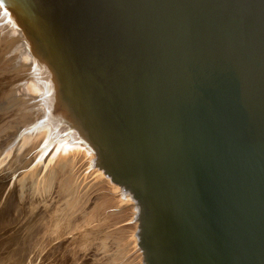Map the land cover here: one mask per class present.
<instances>
[{"label":"water","instance_id":"obj_1","mask_svg":"<svg viewBox=\"0 0 264 264\" xmlns=\"http://www.w3.org/2000/svg\"><path fill=\"white\" fill-rule=\"evenodd\" d=\"M0 6L138 204L143 264H264V0Z\"/></svg>","mask_w":264,"mask_h":264},{"label":"bare ground","instance_id":"obj_2","mask_svg":"<svg viewBox=\"0 0 264 264\" xmlns=\"http://www.w3.org/2000/svg\"><path fill=\"white\" fill-rule=\"evenodd\" d=\"M50 84L49 78L42 72L21 30L0 6V136H3L0 138V158H3L2 160L10 158V162L20 166L25 171L22 180L27 185H32L34 182L33 191L41 196L48 194L54 184L58 186L66 197L64 199L68 208L67 214L71 212L70 208L72 210L75 208L74 199L72 201L69 197L76 185L86 187L88 190L92 187H100L96 200L94 197L90 201V198L84 199L83 194L79 196L81 199L79 198L77 203L80 204L84 200L85 207L89 201V210L84 218L69 217L71 220L67 219V230H75L81 224L88 226L105 207H108V210L109 207H113L114 210L123 212L119 215L118 212L115 213L117 217L124 216L122 219L118 218L119 221H111L110 226L114 224V227L107 228L104 236H109L112 231L110 235H113L114 231L118 232L119 236L132 240L130 245L133 242L132 245L141 255L136 237L141 212L138 204L124 186L111 181L98 169L94 155L78 137L77 132L71 129L64 114L52 101ZM25 158L30 161L24 163ZM19 160L21 162L18 163ZM92 180L95 181L93 186H85ZM107 197L109 198L105 200ZM3 203V206L0 205V215H9V218L4 223L0 221L2 222L0 226L9 228L11 221L14 220V218L10 220L13 205L6 200ZM115 214L113 212L112 215ZM122 222L124 226L121 227L119 224ZM64 227L61 229L64 230ZM96 238L87 243L94 244ZM138 260L141 262L140 258Z\"/></svg>","mask_w":264,"mask_h":264},{"label":"rangeland","instance_id":"obj_3","mask_svg":"<svg viewBox=\"0 0 264 264\" xmlns=\"http://www.w3.org/2000/svg\"><path fill=\"white\" fill-rule=\"evenodd\" d=\"M0 138H3V136H0ZM2 159L0 158V205L2 204L3 206L4 200L9 201V204L13 205L10 220L14 218V223L11 221L9 228L0 226V264H141L142 258L137 248H134V245H132L134 244L133 242L131 244L132 246L130 245L132 240L123 238L122 235V237L119 236L116 231H114L115 233L113 235H110L113 233L112 231L111 233L108 232L109 236H104L107 228L114 227V224L110 226L111 221H119L118 218L122 219L124 215L117 217L123 213L122 211L118 212L113 207H109L108 210V207H105L107 210L104 208L100 211L96 215V219L88 226L81 224L75 230H67V223L71 220V216H73L72 218L75 216L76 218H84V215L89 210V201L92 197L95 198L97 196L98 191L101 189L100 187L96 186L88 190L86 187L76 185L71 190L69 197L71 200L74 199L75 208L73 210L70 208L71 212L67 214L68 208L65 205L66 197L58 186L54 184L49 190V193L44 194L46 197L44 195L41 196L33 191L32 185L34 186V182L32 185H27L22 180L21 177L25 171L20 166L10 162V158L7 160ZM28 161L30 159L24 163ZM19 162L21 161L19 160ZM94 183L95 181L92 180L88 184H85V186H93ZM26 187L27 189H25ZM82 194L84 195V199L90 198L85 207V204L83 205L84 200L78 204L79 196ZM108 198H105V200ZM113 212L114 214L118 212V215H112ZM17 213H19L18 216H16ZM8 218L9 215H0V221H3V223L8 221ZM123 224L124 222L119 225L124 226ZM63 227L64 230L61 229ZM95 238L96 241L94 244L89 245L87 243ZM122 255L124 258H122ZM138 257L141 259V262L138 260Z\"/></svg>","mask_w":264,"mask_h":264}]
</instances>
